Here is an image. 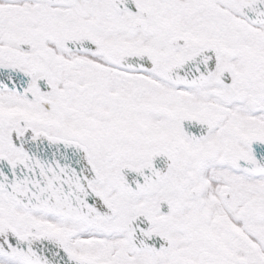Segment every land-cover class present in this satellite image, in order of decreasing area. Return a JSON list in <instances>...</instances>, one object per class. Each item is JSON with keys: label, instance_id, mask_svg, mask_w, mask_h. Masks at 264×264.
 <instances>
[{"label": "snow or ice", "instance_id": "obj_1", "mask_svg": "<svg viewBox=\"0 0 264 264\" xmlns=\"http://www.w3.org/2000/svg\"><path fill=\"white\" fill-rule=\"evenodd\" d=\"M0 264H264V0H0Z\"/></svg>", "mask_w": 264, "mask_h": 264}]
</instances>
